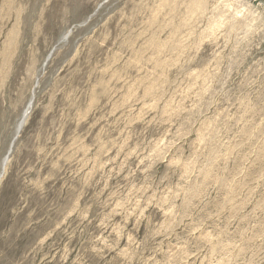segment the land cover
I'll list each match as a JSON object with an SVG mask.
<instances>
[{
    "label": "rangeland",
    "instance_id": "1",
    "mask_svg": "<svg viewBox=\"0 0 264 264\" xmlns=\"http://www.w3.org/2000/svg\"><path fill=\"white\" fill-rule=\"evenodd\" d=\"M0 104V264H264V0H0Z\"/></svg>",
    "mask_w": 264,
    "mask_h": 264
},
{
    "label": "bare ground",
    "instance_id": "2",
    "mask_svg": "<svg viewBox=\"0 0 264 264\" xmlns=\"http://www.w3.org/2000/svg\"><path fill=\"white\" fill-rule=\"evenodd\" d=\"M17 60V59H16ZM19 62V61H18ZM18 65V64H17ZM14 66V65H13ZM16 69V68H15ZM68 70V69H67ZM16 71L17 72H15L14 74H15V76H14V80H12L10 83H9V85H8V87L5 89V91H4V93L3 94H5L4 96H3V98H2V100L3 101H9V102H11V103H13V101H14V99L16 100V101H18L19 100V97L20 96H18L17 94L15 95V92L16 91H18V89L20 88H18V86H19V84L20 83H18V78H19V67H17V69H16ZM11 74V73H10ZM10 77V76H9ZM8 77V78H9ZM21 77V76H20ZM81 78V77H80ZM80 78H78V77H75L73 80H70V81H68V82H66L65 81V83L62 81V82H59V84H63L64 83V87H63V89H62V91H61V93H60V95L59 96H56V95H52L51 97L53 98L52 99V102H50V109L48 110L47 108H46V106H44V104L42 105V109H43V112H44V116H42V119H43V122L41 123L42 124V126L43 127H46V126H48L49 128H51L50 130H47L46 132H48V133H51V132H53L54 131V129H52L53 127H54V125H55V121H56V119L59 117V113L61 112V108H62V106H63V101L65 102V103H67L68 102V100H67V98H66V95H67V89H70V88H73L72 86L73 85H78L79 83H81L80 81ZM19 82H21V81H19ZM59 87H62V86H60L59 85ZM59 87H57V88H59ZM3 90H4V86H3ZM20 93V92H19ZM49 98H50V95H45V98L44 99H47V100H49ZM43 99V100H44ZM47 100H46V102H47ZM30 107H31V104H30ZM2 110H5V112L6 111H9V110H11L10 108H3V107H1V104H0V112L2 111ZM11 116V115H10ZM57 121H58V119H57ZM27 122V115H25L24 116V118H23V120H22V122L20 123V125H19V127H18V134H20L21 133V131H22V129L24 128V126H25V124H27L26 123ZM59 124V123H58ZM56 127H58V126H56ZM43 133V132H42ZM41 133V134H42ZM44 134V133H43ZM45 135V134H44ZM47 137V136H46ZM48 137H50V135L48 136ZM41 145L42 146H45L46 145V141H44V142H42L41 143ZM14 147V146H13ZM11 151L12 150H10V153H11ZM31 156V155H30Z\"/></svg>",
    "mask_w": 264,
    "mask_h": 264
}]
</instances>
